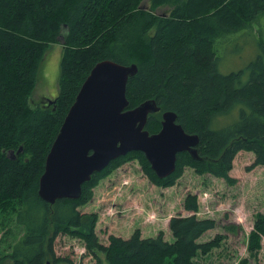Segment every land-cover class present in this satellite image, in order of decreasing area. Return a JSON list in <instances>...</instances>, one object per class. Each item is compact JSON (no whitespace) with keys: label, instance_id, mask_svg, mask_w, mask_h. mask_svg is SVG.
I'll list each match as a JSON object with an SVG mask.
<instances>
[{"label":"trees","instance_id":"trees-1","mask_svg":"<svg viewBox=\"0 0 264 264\" xmlns=\"http://www.w3.org/2000/svg\"><path fill=\"white\" fill-rule=\"evenodd\" d=\"M143 1L0 0V212L25 227L0 264L6 258L11 264H44L60 235L81 240L94 264H200L197 256L218 248L224 236L197 242L215 222L196 217V195L183 201L188 216L169 219L172 242L162 232L142 238L135 230L127 239L109 235L102 244L95 231L98 215L78 208L102 180L131 161L160 188L174 186L185 168L231 183L228 174L239 151H251L253 166H264V41L258 42L260 53L246 80L245 70L218 72L216 49L220 39L258 23L264 0H148L149 7L142 8ZM166 4L173 7L169 16H158L157 8ZM53 44L62 49L57 96L49 106L32 107L38 70ZM103 60L137 66L126 87L128 109L155 99L160 109L148 116L145 129L157 133L162 113H175L187 133L198 134L201 159L179 153L174 173L158 179L142 153L130 152L93 174L78 199L48 204L37 194L45 157L83 81ZM235 108L236 119L212 125L215 116ZM19 148L11 160L9 152ZM262 237L264 214L259 213L248 238L250 255L261 248Z\"/></svg>","mask_w":264,"mask_h":264},{"label":"rangeland","instance_id":"rangeland-1","mask_svg":"<svg viewBox=\"0 0 264 264\" xmlns=\"http://www.w3.org/2000/svg\"><path fill=\"white\" fill-rule=\"evenodd\" d=\"M141 6L148 8L149 1H143ZM172 9L169 4L162 5L157 8L156 14L168 17ZM258 19V23H252L248 28L217 42V69L220 74L245 70L243 80L248 79L247 69L260 53L258 42L264 41V14ZM58 47L61 46L51 45L40 64L30 98L32 107L45 103V96L51 100L56 97L53 89L58 90ZM236 117L237 108L232 113L215 116L212 125L219 128ZM253 162L254 154L251 151H239L228 174L233 180L231 183L208 174L197 175L192 169L185 168L183 175L169 188L152 184L137 161L127 162L102 180L93 189L92 199L78 210L98 215L95 231L102 244H107L109 235L126 239L135 230L140 231L142 238H152L162 232L164 240L172 242L169 219L177 215L188 216L189 213L183 209V201L187 194L196 195V213L200 211L199 215L195 213L196 217L215 222V228L205 232L197 242L205 243L216 236H224L218 248H213L205 256L199 254L196 261L200 264H264V237L259 250L251 255L247 250L254 219L257 214H264V166H253ZM209 210L210 213L207 212ZM230 227L236 228L230 230ZM24 229L13 216L0 212V257L11 253L12 246L22 236ZM53 253L48 259L50 264H67L63 262L65 259L72 264L95 262L83 242L70 236H57L53 240ZM11 263L9 258L3 262Z\"/></svg>","mask_w":264,"mask_h":264},{"label":"water","instance_id":"water-1","mask_svg":"<svg viewBox=\"0 0 264 264\" xmlns=\"http://www.w3.org/2000/svg\"><path fill=\"white\" fill-rule=\"evenodd\" d=\"M136 73L134 63L122 65L112 60L99 61L90 70L45 157L37 190L42 201L54 204L78 199L82 185L93 174L130 152L142 153L158 179L174 173L179 153L201 159L196 149L198 134L187 133L175 113H162L157 133L145 129L148 116L159 112L155 99L128 109L126 87ZM45 101L46 106L55 102ZM20 152L21 148L10 151V159Z\"/></svg>","mask_w":264,"mask_h":264},{"label":"crops","instance_id":"crops-1","mask_svg":"<svg viewBox=\"0 0 264 264\" xmlns=\"http://www.w3.org/2000/svg\"><path fill=\"white\" fill-rule=\"evenodd\" d=\"M58 49L60 50V59H61V53H62V49H61V47H58ZM53 94L55 95V96H57V92H58V90H56V89H53ZM45 100L46 99H51L50 97H47V96H45V98H44ZM53 99V98H52ZM117 237H119V236H117ZM127 239V238H126Z\"/></svg>","mask_w":264,"mask_h":264},{"label":"built area","instance_id":"built-area-1","mask_svg":"<svg viewBox=\"0 0 264 264\" xmlns=\"http://www.w3.org/2000/svg\"><path fill=\"white\" fill-rule=\"evenodd\" d=\"M207 212H209V213H210L211 211L209 210V211H207ZM199 213H200V211H199L198 213H196V214H197V215H199ZM196 214H195V215H196ZM204 215H208V214H207V213H205Z\"/></svg>","mask_w":264,"mask_h":264},{"label":"flooded vegetation","instance_id":"flooded-vegetation-1","mask_svg":"<svg viewBox=\"0 0 264 264\" xmlns=\"http://www.w3.org/2000/svg\"><path fill=\"white\" fill-rule=\"evenodd\" d=\"M44 106H46V103H43Z\"/></svg>","mask_w":264,"mask_h":264}]
</instances>
